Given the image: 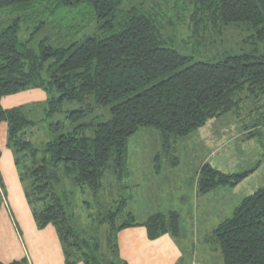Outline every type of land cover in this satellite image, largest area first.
Returning <instances> with one entry per match:
<instances>
[{
  "label": "trees",
  "instance_id": "trees-1",
  "mask_svg": "<svg viewBox=\"0 0 264 264\" xmlns=\"http://www.w3.org/2000/svg\"><path fill=\"white\" fill-rule=\"evenodd\" d=\"M184 1L191 37L198 43L218 33L209 31V24L246 25L256 31L255 39H264V0ZM122 2L0 0V15L8 21L4 27L0 22V102L27 90L48 92L50 139L37 142L34 124L20 108L5 110L0 104V124L7 126L6 148L35 226L53 228L65 264H117L116 233L131 225L110 223L113 239L108 238L114 243L107 257V247L83 228L87 218L76 214L72 197L85 187L96 193L106 173L121 177L132 136L152 129L168 147L210 120L237 113L246 101L264 100V56L193 62V55L165 47L157 15L137 6L122 10ZM77 13L89 19L80 20ZM37 34L41 40L36 41ZM244 177L228 181L206 166L201 181L207 192ZM63 181L71 189L66 191ZM179 225V215L170 213L140 226L156 240L177 238ZM207 242L221 264H264V188L243 199ZM9 264L29 263L24 258Z\"/></svg>",
  "mask_w": 264,
  "mask_h": 264
},
{
  "label": "rangeland",
  "instance_id": "rangeland-1",
  "mask_svg": "<svg viewBox=\"0 0 264 264\" xmlns=\"http://www.w3.org/2000/svg\"><path fill=\"white\" fill-rule=\"evenodd\" d=\"M130 6L157 15L164 25L162 36L165 47L174 48L186 56L193 55V62H215L228 55L264 56V39H255L256 31L246 25L213 28L209 24V31L217 29L218 33L212 32L210 40L206 35V41L198 43V38L191 37L192 28L189 29L187 19L189 5L184 0H123L120 9L126 10ZM77 14L80 20L89 19L88 15ZM5 20L6 16L0 15L3 27L8 24ZM21 33L28 35L23 30ZM41 36L37 34L36 41L41 40ZM34 91L42 94L39 96L30 92L26 98L19 96L20 99L12 107L20 108L21 113L34 124L31 133L37 142H45L50 139L48 130L51 119L46 114L50 95L41 90ZM102 120H106V117ZM86 136L92 138V131L87 130ZM6 139L7 134L0 127V145ZM162 144L158 132L141 129L128 140L126 171L120 178L106 173L96 193L85 187L82 192L73 194L76 214L83 218L82 221L87 218L83 228L89 236L98 237L100 245L107 247V257L111 254L109 247L114 243L110 242L113 239L111 222L115 228L119 225L144 227L140 225L151 217L158 214L168 217L170 213L180 217L179 235L174 239L184 249L199 250L204 247V241L211 239V233L221 220L229 218L243 199L264 188V100L260 104L246 101L237 113L210 120L202 129L188 137L173 140L168 147ZM206 166L222 177H228V181L236 176L245 177L234 185H218L205 192V183L201 179ZM15 177L17 185L13 189L6 181L0 180L2 201L5 193L7 197L22 194L26 201L17 172ZM69 187L63 181L66 191L71 189ZM72 187L74 190L75 186ZM88 203L92 205L89 208ZM104 219L110 220L98 224ZM43 234L46 240L49 236L46 232L39 234L42 246L46 248ZM104 236H107L109 244H106L108 241ZM210 247L214 250L213 246ZM49 251L53 256L56 254L54 250Z\"/></svg>",
  "mask_w": 264,
  "mask_h": 264
},
{
  "label": "crops",
  "instance_id": "crops-1",
  "mask_svg": "<svg viewBox=\"0 0 264 264\" xmlns=\"http://www.w3.org/2000/svg\"><path fill=\"white\" fill-rule=\"evenodd\" d=\"M30 92L39 96L42 94L27 90L3 97L0 102L1 107L5 110L12 109V105L20 99L19 96L26 98ZM0 127H3V131L7 134L6 124L1 123ZM0 150V180L6 181L13 189V186L17 185L16 171L13 156L6 148V141L0 145ZM44 231L49 236L46 240L43 234L46 248L42 246V241L39 239V234L45 233ZM44 231L38 232L36 229L22 194L18 197H7L5 193V199L0 208V263L9 264L26 258L29 264H65L61 246L53 228L47 227ZM116 241L117 264H221L219 253L212 250L207 240L204 241V247L199 250L184 249L173 237L164 235L156 240H149L144 227H131L120 230ZM49 249L54 250L56 254L53 256Z\"/></svg>",
  "mask_w": 264,
  "mask_h": 264
}]
</instances>
